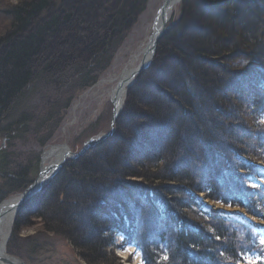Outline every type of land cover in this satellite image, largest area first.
I'll return each instance as SVG.
<instances>
[{"label": "trees", "instance_id": "1", "mask_svg": "<svg viewBox=\"0 0 264 264\" xmlns=\"http://www.w3.org/2000/svg\"><path fill=\"white\" fill-rule=\"evenodd\" d=\"M146 1L15 0L2 7L9 27L0 35V125L39 72L56 71L69 84L77 71L81 88L92 86ZM181 7L182 21L132 88L116 132L92 151L100 157L66 163L51 183L60 181L59 202L21 212L14 234L41 220L86 264H121L115 251L129 247L143 264H253L251 257L264 264L262 234L197 200L203 195L264 221V0H183ZM218 56L228 61L212 59Z\"/></svg>", "mask_w": 264, "mask_h": 264}, {"label": "rangeland", "instance_id": "2", "mask_svg": "<svg viewBox=\"0 0 264 264\" xmlns=\"http://www.w3.org/2000/svg\"><path fill=\"white\" fill-rule=\"evenodd\" d=\"M164 1L165 0L146 1V5L143 8L144 10L139 14L136 22L127 30L128 32L124 35L119 48L114 52L109 68L99 74L98 80L92 86L88 87V89L81 88L83 79L77 71H70L67 75V77L69 75L72 77L75 76V80L69 84H66L65 81H58L62 78H59L60 76L57 75L56 71H49L44 74H40L41 72H39L36 74L37 77L33 84L22 96L16 99L9 117H6L0 125V131L7 132L10 135L6 148H2L0 143V205L9 198L22 195L29 186L37 181V177L42 168L41 165L44 159V153L50 146L67 144L71 147L73 153L79 154L90 139L109 134L112 124L111 118L113 109L109 99L101 101V99L98 98L103 87L96 86L95 88V85L103 79H108L110 75L120 72L126 65L132 54L131 52L141 46L143 41L147 38L149 33L148 28L155 20L154 17ZM187 1L189 3L190 0H186V2ZM211 1L226 3L227 0ZM182 2L183 0L173 14V21L167 27L168 31L171 30L170 28L174 29L173 27L181 20ZM11 3H15V0H0V9ZM105 17V15L102 14L101 16V14H99L96 18L103 20ZM201 24L199 26H202ZM8 27L7 22L4 23L3 20H0V35L6 32V28ZM174 30L170 31L169 34L171 32L173 33ZM168 31H166L156 48L155 56H157V58L163 39L167 36V38H169ZM196 33L200 35L199 32ZM167 38L164 41H166ZM56 45L55 43L53 47H56ZM51 52H53L52 49ZM165 52V55H171L169 51L166 50ZM72 56L80 60V56H76L75 53H72ZM212 59L217 60L220 64H225L226 61H228L220 56ZM48 60L47 58L43 63L48 62ZM79 60H68L66 65H69V63L71 65H76ZM43 63L42 66L44 65ZM68 69H66V71H68ZM182 72L180 71L179 73ZM169 73H171V69ZM131 91L132 89L130 92ZM147 92L149 95L145 98L148 99L149 103L157 101V93L154 89H150ZM68 98H70L71 101L69 106L65 108ZM129 99H131V97ZM162 105L165 107L170 106L168 101L163 102ZM73 106L78 108L76 112L72 111ZM171 110L173 111V108H171ZM177 112L181 113L178 109L176 110V113ZM15 121H18L17 125L13 123ZM194 121L195 119H192L188 122V127H192L190 125L195 124ZM113 131L116 132L115 129ZM99 144H101V142L95 144L81 157L89 155L87 160L95 159L97 161L100 156H95L93 158L91 153H93L92 151L95 150ZM125 148L127 147L125 146ZM112 152L113 151H111V153ZM112 154L114 155V152ZM119 158L122 159L121 154ZM137 162L138 160H133V163ZM66 163L63 165L64 167ZM258 166L263 167L260 164H258ZM19 174H22L21 179L19 177L18 180L14 182ZM58 176L59 174L56 176V179H58ZM54 179L49 181L38 195L30 198L18 215L22 216L23 214L21 215V212L25 214L26 212H33L34 210L37 211L39 208L42 209L45 205H49V207L56 205V202H59L58 197L60 196V191L57 190L58 188H56V186H60V181L51 185ZM136 180L140 181L139 179ZM71 190L72 189H69L70 195L72 194ZM72 198L74 199V197ZM61 200L63 201L62 198ZM215 209L217 210V208ZM226 209L222 210L220 208L218 210L229 213L233 212L231 208L226 207ZM30 222H32L33 226L29 227V229L20 231L18 235L12 233L13 235L8 243L7 250L9 256L15 257L18 260L20 259L25 262V264H86L83 262L72 243L69 242L63 234L50 232L41 220L31 219ZM115 240L117 243L122 241L118 236ZM262 241L264 243V235L262 236ZM122 252L126 254L125 260L121 259ZM130 254L131 260L128 261ZM115 256L120 259L119 262L121 264H143L140 252L135 251L133 247H129L126 252L117 249L115 251ZM250 261L253 262V264H257V261L252 257Z\"/></svg>", "mask_w": 264, "mask_h": 264}, {"label": "bare ground", "instance_id": "3", "mask_svg": "<svg viewBox=\"0 0 264 264\" xmlns=\"http://www.w3.org/2000/svg\"><path fill=\"white\" fill-rule=\"evenodd\" d=\"M167 1L172 7L171 11L166 13L164 17L162 10L163 4L161 5L159 11L154 17L155 20L148 28L149 33L147 38L143 41L141 46H139L138 48L133 50V52H131L132 54L126 65L120 70V72L114 75H110L108 79H103L95 85V88L96 86L103 87V90L98 97L101 99V101L109 99L113 110L117 109V111H119V109H121V114L118 116L117 118L118 120L116 121L114 126L115 130L118 121L120 120L119 118L122 115V112L126 109L125 107L129 102L128 100L130 98L129 97L130 90L134 87L138 79L142 76V73L152 67L153 59L156 54V48L158 47L162 38L159 40V42L157 41V39L159 38L163 29L167 28L173 21V14L175 13V11L177 10L180 4V0H167ZM149 63H151L150 66L147 69H143V66ZM77 109L78 108L76 106L72 107L73 112H76ZM96 138L98 137H95L92 140L94 141V139ZM105 140L94 141L93 144H97L98 142H102ZM71 153H73L71 147L68 146L67 144L66 145L58 144L57 146H54L53 148L47 150L41 165L42 174L40 177L41 179L39 181V185L35 188L36 191L39 190L40 192V190H42L48 184L49 181L56 178V175L59 174L61 169L64 167L63 165L66 162H68L69 160H75V159H71V156L73 155ZM60 166L61 169L59 170V172H57ZM22 203L23 202L21 201V195H18L16 197L5 200V202L0 205V264H25V262H23L22 260L20 259L18 260L17 258L9 256L7 254L8 243L13 235L12 233L16 218L20 213V210L24 206L22 205ZM207 203H209L208 205H210L211 207L213 206V208L214 207L217 209L221 208L222 210L226 209L222 207L221 204L215 202L213 204L209 200ZM232 211L240 212L241 214L248 217L258 227L260 226L264 229L263 221L256 220L255 218L247 216L242 210L238 208ZM121 254H122L121 259L125 260L126 254H124L123 252Z\"/></svg>", "mask_w": 264, "mask_h": 264}, {"label": "water", "instance_id": "4", "mask_svg": "<svg viewBox=\"0 0 264 264\" xmlns=\"http://www.w3.org/2000/svg\"><path fill=\"white\" fill-rule=\"evenodd\" d=\"M181 1L182 0H180V2ZM171 9H172V7L170 6L169 2L166 0L163 3V5H162V10H163L164 17L166 15V13H168L169 11H171ZM166 31H168L167 28L163 29V31L161 32L159 38L157 39L158 42L164 36V34L166 33ZM154 52H155V50H154ZM150 64L151 63H149L147 65H144L143 66V69H147L150 66ZM120 114H121V109H119V111H117V109H114L113 110V114H112V118H111L112 124H111V129H110L109 134L108 135H101L100 137L94 139V141H101V140H105L107 138L112 137V135L114 133L113 130H114L115 123L118 120L117 118H118V116ZM94 141L92 139H90V141L87 142L86 146L84 147V149L79 154L71 153V154H73L71 156V159H77L80 156L84 155V153L86 151H88L89 149H91L92 146L95 145V144H93ZM53 147L54 146H50L48 149H51ZM45 153H44V155H45ZM60 169H61V166L59 167V169H58L57 172H59ZM41 174H42V169L40 171L39 176L37 177L38 178L37 181L34 182L31 186H29L27 188V190L21 195V201L23 202L22 205H25L27 203L28 199H30V198H32V197H34L35 195L38 194L39 190L36 191L35 188L39 185V181L41 179L40 178L41 177ZM42 190H40V191H42ZM197 200L199 201V203L202 204V206H204L205 209L212 210L213 212L216 211V212L220 213L223 216H230V217H235V218L237 217L239 220H241V221H243V222H245L247 224H250L252 227H254L257 230L258 233L264 234V229L262 227H260V226L258 227L254 222H252L248 217H246L245 215L241 214L240 212H231V213H229V212H226V211L224 212V211L218 210V209L216 210L215 207L213 208V206L211 207L210 205H208L209 204V203H207L208 200L205 197H203V196L202 197L201 196H197ZM222 207H224V206H222ZM224 208H226V207H224ZM246 215L249 216L248 214H246Z\"/></svg>", "mask_w": 264, "mask_h": 264}, {"label": "flooded vegetation", "instance_id": "5", "mask_svg": "<svg viewBox=\"0 0 264 264\" xmlns=\"http://www.w3.org/2000/svg\"><path fill=\"white\" fill-rule=\"evenodd\" d=\"M1 129V128H0ZM10 139V135L7 132H1L0 131V143L2 148H6L7 143Z\"/></svg>", "mask_w": 264, "mask_h": 264}]
</instances>
